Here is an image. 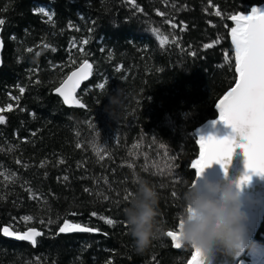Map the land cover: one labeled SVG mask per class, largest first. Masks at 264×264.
<instances>
[{"label": "trees", "instance_id": "obj_1", "mask_svg": "<svg viewBox=\"0 0 264 264\" xmlns=\"http://www.w3.org/2000/svg\"><path fill=\"white\" fill-rule=\"evenodd\" d=\"M262 6L0 0V264H188L195 249L175 248L167 233L178 231L183 193L196 180V131L218 117L238 78L231 17ZM86 60L84 107L69 108L53 92ZM119 89L114 119L107 106ZM139 178L159 193L163 229L142 253L124 215ZM65 221L97 231L65 234ZM6 226L41 235L35 245L8 239ZM255 241L264 243V222Z\"/></svg>", "mask_w": 264, "mask_h": 264}, {"label": "snow or ice", "instance_id": "obj_2", "mask_svg": "<svg viewBox=\"0 0 264 264\" xmlns=\"http://www.w3.org/2000/svg\"><path fill=\"white\" fill-rule=\"evenodd\" d=\"M219 14L217 12V15ZM231 19L236 22V26L231 29V39L235 45V71L239 74V78L234 87H231L219 101L217 107L220 110L219 120L230 126L234 134L224 139L200 136L202 147L203 142L207 141L208 148L207 151L201 152L200 157L192 164V168L196 170V180L213 164H221L226 169L234 149L239 147L244 150L245 166L248 170L239 182L243 185L250 183L254 175L264 177V7L259 9L251 7L249 14L239 17L232 16ZM3 23L4 21L0 20V24ZM28 51L31 52L32 49ZM37 55H39L38 52ZM99 87L103 88L104 85L101 84ZM61 95L65 94L61 92ZM67 98L65 95L66 101ZM0 122H3L2 117H0ZM237 136L241 139L240 143H237ZM173 195L175 196V193ZM107 222L113 223L111 219ZM182 224L183 219L179 224L180 237ZM59 231L97 230L69 224L65 221ZM4 232L7 235L12 234L7 228ZM40 235L41 233L32 229L25 234L18 235L17 239L27 240L35 245L36 237ZM167 235L173 236V232L169 231ZM173 239L176 237L173 236ZM182 241L181 239L174 246L181 247ZM192 260L193 264H204L199 249H195Z\"/></svg>", "mask_w": 264, "mask_h": 264}, {"label": "clouds", "instance_id": "obj_3", "mask_svg": "<svg viewBox=\"0 0 264 264\" xmlns=\"http://www.w3.org/2000/svg\"><path fill=\"white\" fill-rule=\"evenodd\" d=\"M123 105V92L119 89L117 95L110 97L107 111L118 119ZM204 173L189 183L183 193V242L200 250L204 264H214L215 253L220 247L237 258L246 251L264 249V244L252 240L249 235L248 215L240 192L232 184L205 178ZM200 179L204 182L200 183ZM135 183L136 191L124 209V215L133 246L142 253L162 234L163 229L158 220L159 193L155 185L146 178H139Z\"/></svg>", "mask_w": 264, "mask_h": 264}, {"label": "water", "instance_id": "obj_4", "mask_svg": "<svg viewBox=\"0 0 264 264\" xmlns=\"http://www.w3.org/2000/svg\"><path fill=\"white\" fill-rule=\"evenodd\" d=\"M51 1H53V0H51ZM262 7H264V6H262ZM259 8H261V7H258V9ZM245 15H247V14H245ZM237 17H239V16H237ZM3 52H4V44L1 40V35H0V68L3 65ZM73 73H75V75H73ZM92 76H93V65L88 60H86L83 63H81L78 67L73 69L70 72V74L67 76V78L54 90L53 93H54V95L58 96L64 102V104L67 107L75 108V109L83 108L84 103L79 98V92L81 91L82 87L92 79ZM238 78H239V74H238ZM238 78H237V80H238ZM61 92H63L65 95H67V97H68L67 101L65 100V95H61ZM223 96L220 98V100L223 98ZM219 101H218V103H219ZM216 110L218 113V117L216 119L205 122L196 131V135L198 137L199 146H200L199 157H200L201 152L207 151V148H208L207 141L203 142L204 146L202 147L200 136H204V137L213 136L217 139H224L225 137H230V135L232 136L234 134L233 130L230 126L226 125L223 121L219 120L220 110L217 106H216ZM236 139L238 141L239 136H237ZM233 153L234 154L232 155V158H230V160L227 163L226 169L224 167H222L221 164H213L211 167H208L206 169V171L204 173V177L209 179V180H213L216 182L218 181V182L222 183V181H223L222 178L225 177L230 170L241 167L242 169L244 168L245 171L247 172L248 170L246 169V166H245L246 157L244 155V150L242 148L237 147L234 149ZM237 153H239V156L237 155ZM235 157H237V159H235ZM199 182L203 183L204 181H203V179H200ZM263 222H264V198H263V201H262V203H261V205H260V207H259V209H258V211H257V213L253 219V222H252V224L248 230L249 235H250L252 240L255 241L256 236H257L258 232L260 231V228H261ZM73 225H80L82 227H87L85 225L78 224V223H75ZM5 228H7L8 232L12 233V234L11 235L5 234V232H4ZM87 228H89V227H87ZM30 230H32V229H30ZM34 230L39 232L36 229H34ZM27 232H29V230L26 232H15L10 226H6L2 229V235L8 239H12V240H16V241H26V242L31 243L30 241H27V240L17 239L18 235H22V234H25ZM89 232H92V231H88V232H63V233L75 234V233H89ZM173 236H175L176 239H173ZM173 236H171V238H172L173 245H175L177 242H180V240H181L179 228H178V231L173 232ZM184 244L185 243L182 241L181 247ZM181 247H179V248H181ZM175 248H177V247H175ZM247 252L248 251H246L245 254L240 256L239 258H237L233 255L231 260H230V264H238L239 261L246 255ZM193 255H195V252ZM224 255H225L224 251H222L219 254L215 253L214 264H223L222 261H223ZM220 261H221V263H219ZM188 264H193L192 258H191V261L188 262ZM226 264H229V262H227Z\"/></svg>", "mask_w": 264, "mask_h": 264}, {"label": "bare ground", "instance_id": "obj_5", "mask_svg": "<svg viewBox=\"0 0 264 264\" xmlns=\"http://www.w3.org/2000/svg\"><path fill=\"white\" fill-rule=\"evenodd\" d=\"M240 142H241V139L239 137V140L237 141V143H240ZM237 155L239 156V153H237ZM235 159H237V157H235ZM246 173L247 172L245 171V169L244 168L242 169L241 167L230 170L227 173V175L222 178L223 179L222 183L232 184L233 187L236 188L240 192L241 201L243 203L244 210L246 211V213L248 215L247 227L249 230V228L253 222V219H254V217H255V215H256V213H257V211H258V209H259V207L263 201V198H264V177H261L259 175H254L252 177V180L250 183H245V184L241 185L239 182H240L241 178ZM222 251H224V250L222 247H220L217 249L216 254H219ZM232 256L233 255L227 254L225 252L222 263L226 264L227 262H229V264H230V260H231ZM198 259H199V257H198ZM219 263H221V261Z\"/></svg>", "mask_w": 264, "mask_h": 264}, {"label": "rangeland", "instance_id": "obj_6", "mask_svg": "<svg viewBox=\"0 0 264 264\" xmlns=\"http://www.w3.org/2000/svg\"><path fill=\"white\" fill-rule=\"evenodd\" d=\"M238 264H264V249H261L258 252L248 251L246 257L243 260H240Z\"/></svg>", "mask_w": 264, "mask_h": 264}]
</instances>
